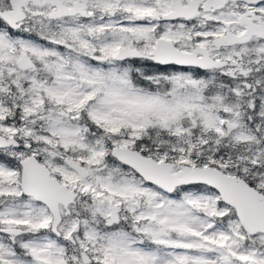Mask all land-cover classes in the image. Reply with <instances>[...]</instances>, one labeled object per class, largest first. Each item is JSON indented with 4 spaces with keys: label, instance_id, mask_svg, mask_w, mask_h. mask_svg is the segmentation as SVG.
I'll return each instance as SVG.
<instances>
[{
    "label": "snow or ice",
    "instance_id": "obj_1",
    "mask_svg": "<svg viewBox=\"0 0 264 264\" xmlns=\"http://www.w3.org/2000/svg\"><path fill=\"white\" fill-rule=\"evenodd\" d=\"M0 264H264V0H0Z\"/></svg>",
    "mask_w": 264,
    "mask_h": 264
}]
</instances>
